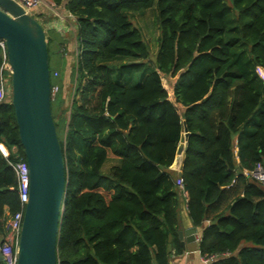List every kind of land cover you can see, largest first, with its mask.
I'll return each instance as SVG.
<instances>
[{
  "label": "trees",
  "instance_id": "trees-1",
  "mask_svg": "<svg viewBox=\"0 0 264 264\" xmlns=\"http://www.w3.org/2000/svg\"><path fill=\"white\" fill-rule=\"evenodd\" d=\"M51 1L76 19L79 50L70 85L64 39L47 31L49 63L60 58L50 68L60 86L51 108L67 181L57 264H170L172 249L182 253L179 177L201 257L264 264V185L244 175L264 163V0ZM154 6L160 36L152 61L129 12ZM163 77L174 79L171 95ZM0 142L10 150L8 159L0 153L3 242L22 210L8 162H27L8 97ZM108 160L118 163L104 173Z\"/></svg>",
  "mask_w": 264,
  "mask_h": 264
},
{
  "label": "water",
  "instance_id": "water-1",
  "mask_svg": "<svg viewBox=\"0 0 264 264\" xmlns=\"http://www.w3.org/2000/svg\"><path fill=\"white\" fill-rule=\"evenodd\" d=\"M0 39L12 70L11 103L30 173L17 264H57L66 166L51 108V70L43 26L13 0H0ZM186 133L178 155L184 150ZM61 213V214H60ZM61 215V216H60ZM197 230L178 232L188 252L198 251ZM0 235V247L2 245ZM0 259H3L0 253Z\"/></svg>",
  "mask_w": 264,
  "mask_h": 264
},
{
  "label": "built area",
  "instance_id": "built-area-1",
  "mask_svg": "<svg viewBox=\"0 0 264 264\" xmlns=\"http://www.w3.org/2000/svg\"><path fill=\"white\" fill-rule=\"evenodd\" d=\"M18 3L26 12V14L30 15L34 19H36L39 23L41 22V18L44 16H51L54 20L50 23L49 31L56 30L63 35L69 31V26H71V31L74 32V27L69 23L70 20L76 19L70 13H61L60 7L56 5L51 0H13ZM43 10V12H41ZM57 20H56V19ZM73 20V23H74ZM65 22L68 29L63 28L62 25H55L57 22ZM41 24V23H40ZM76 39V36H75ZM66 43V42H65ZM62 46L61 52L64 57L66 54V45ZM77 44V39H76ZM0 49L2 50V64L0 66V104L4 102L7 97L9 91H11V76L12 70L8 61L7 52H6V42L3 39H0ZM66 55H65V54ZM76 57L79 54L78 47L75 50ZM259 76L264 80V72L259 69ZM59 73L55 72L53 78H58ZM60 87L58 85L51 86V98H55V96L59 93ZM237 152V149L235 153ZM0 153L1 155L8 159L10 157V150L5 146L4 143L0 142ZM9 166L15 172L17 179V188L19 191L20 201L22 205V210L17 212L8 222L7 228L9 230L8 237L5 241L2 242L0 247V253L3 259L7 264H17L18 261V252H19V241L20 234L23 224L25 206L29 199V191H30V173L28 163L25 161H18L16 163L8 162ZM246 177L254 179L264 185V163L259 162L255 165V167L249 171L244 172ZM178 187L183 190V194L185 197H188L187 192L183 188V180L178 178L176 181ZM216 255L201 257L203 264H211Z\"/></svg>",
  "mask_w": 264,
  "mask_h": 264
},
{
  "label": "rangeland",
  "instance_id": "rangeland-1",
  "mask_svg": "<svg viewBox=\"0 0 264 264\" xmlns=\"http://www.w3.org/2000/svg\"><path fill=\"white\" fill-rule=\"evenodd\" d=\"M62 13V12H61ZM56 19V18H55ZM129 19L130 21L133 23V25L140 29L142 35H143V40L144 42L148 45L149 50H150V57L149 60L154 61L156 58V55L158 53V49H159V36H160V31H159V26L157 24V8L154 6L150 9L147 10H141V11H130L129 12ZM54 20L53 17L51 16H44L43 18H41V25L43 26L45 32L47 33V31H49V26L50 23ZM57 20V19H56ZM69 23L71 25H73V20H70ZM75 27L77 28V25L75 24ZM69 31L64 34L62 37L64 39L65 45H66V54L67 56H65L66 58V67L63 69L62 72V77L63 79H66V83L70 82V85L72 84V79L75 80L76 79V73H75V69H74V63L76 62V54H75V50H76V43L74 38H72L74 36V33L71 31V26H69ZM58 51H60V48L58 49ZM58 54H60L58 52ZM65 54V53H64ZM65 54V55H66ZM59 57L55 54L52 55L50 57V68L56 66V62H59ZM68 60V61H67ZM62 61V60H60ZM113 65L111 70H114V66H116L118 64V62H114L112 63ZM57 71H54V73ZM114 74V72H113ZM57 79V78H55ZM139 80L137 78H134L131 81H128V85L130 84H136L138 83ZM174 79L171 78H167V77H163V84L165 86V88L168 90V92L170 93V95L172 94V85H173ZM59 86V85H58ZM60 87V86H59ZM73 90V87H72ZM60 92V90H59ZM65 92H70V98L66 97V99H68V104L71 101V87H65L62 91L63 97H65ZM58 96V94L55 96V98ZM8 98H12V94L11 91H9L8 93ZM68 117L67 115L65 116V118ZM59 124H61V121H58ZM63 128V123L60 125ZM63 133V130H61V134ZM64 137V134H63ZM116 163H118V161L115 160H108L103 168V172L104 173H108L110 168L115 165Z\"/></svg>",
  "mask_w": 264,
  "mask_h": 264
},
{
  "label": "crops",
  "instance_id": "crops-1",
  "mask_svg": "<svg viewBox=\"0 0 264 264\" xmlns=\"http://www.w3.org/2000/svg\"><path fill=\"white\" fill-rule=\"evenodd\" d=\"M60 10L64 14L68 13V12L65 11L63 6L60 7ZM73 24H74V32L73 31L72 32L74 33V36L72 38H74L75 43H76L75 36H76V29L77 28L75 27V24L77 25V21L74 20ZM55 25H62L63 28L65 27L66 29H68L65 22L59 21ZM53 31H55L56 33H58L61 36L64 35V33L62 35V34H60V32H58L56 30H53ZM76 48H77V44H76ZM182 153H181V155H179L178 163H176V165H174L170 169L171 171L176 172V173H180ZM186 202H187V197H185L184 194H183V196L181 197V201H180L179 223H178V226H177V230H178V232H182L185 235V238H186V235L187 234L189 235V231L192 228H195L197 230L196 238H197V241H198V244H199L200 237H201V231H200V229H198V228L193 226V224H192V222H191V220H190V218L188 216ZM180 243H181V241H180ZM170 264H203L202 260H201V255H200V252H199V247H198V251L197 252H188L187 249H184L182 247V253H180V254H178L175 249H172L171 258H170Z\"/></svg>",
  "mask_w": 264,
  "mask_h": 264
}]
</instances>
